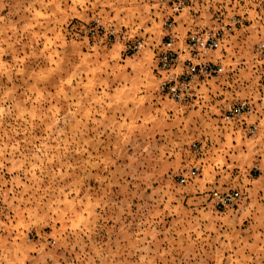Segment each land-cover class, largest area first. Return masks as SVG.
<instances>
[{"label":"rangeland","instance_id":"obj_1","mask_svg":"<svg viewBox=\"0 0 264 264\" xmlns=\"http://www.w3.org/2000/svg\"><path fill=\"white\" fill-rule=\"evenodd\" d=\"M170 14L0 0V264H264V0ZM214 26L222 71L190 100L161 93L168 33L177 48ZM130 40L143 45L127 53ZM239 101L250 110L226 118Z\"/></svg>","mask_w":264,"mask_h":264},{"label":"built area","instance_id":"obj_2","mask_svg":"<svg viewBox=\"0 0 264 264\" xmlns=\"http://www.w3.org/2000/svg\"><path fill=\"white\" fill-rule=\"evenodd\" d=\"M158 1L169 7L171 11V14L164 22L167 23V26L173 25L174 16L188 5V0ZM174 38L175 36L168 33L157 51L154 68L157 73L161 74L159 83L161 93L177 101H187L196 95L195 81L218 74L223 69L221 63L211 56L221 41L222 30L215 26L202 30H190L184 37L182 45L177 48L173 46ZM142 45V40H130L125 46V51L127 53H135ZM255 55V60L264 72V41L256 44ZM249 110V102L239 101L228 109L225 117H240ZM248 126V131H253L255 128L251 124ZM191 174L195 176L197 171L193 168L191 169ZM179 181H185V178L181 177ZM238 196L239 192L236 190L227 191L220 197L219 201L226 204L234 201Z\"/></svg>","mask_w":264,"mask_h":264},{"label":"bare ground","instance_id":"obj_3","mask_svg":"<svg viewBox=\"0 0 264 264\" xmlns=\"http://www.w3.org/2000/svg\"><path fill=\"white\" fill-rule=\"evenodd\" d=\"M246 130H247V131L249 130V126H247Z\"/></svg>","mask_w":264,"mask_h":264}]
</instances>
